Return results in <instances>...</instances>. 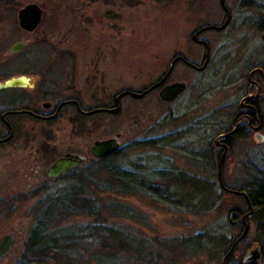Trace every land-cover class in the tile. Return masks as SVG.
<instances>
[{
	"label": "rangeland",
	"instance_id": "obj_1",
	"mask_svg": "<svg viewBox=\"0 0 264 264\" xmlns=\"http://www.w3.org/2000/svg\"><path fill=\"white\" fill-rule=\"evenodd\" d=\"M237 1L240 0L225 2L234 19L225 32L201 35L211 47L207 68L201 73L182 64L173 68L170 81L184 80L187 87L175 101L161 103L157 92H153L138 101L122 99L117 116L99 113L74 121L73 111L67 107L49 122L24 119L19 134L0 147V244H7L0 264H18L38 204L44 202L45 196L69 187L67 180L46 176L54 160L64 154L82 156L85 164L81 172L96 175L95 158L89 151L94 141L118 136L119 149L113 164L139 179L153 182L166 172H184L208 179L219 188L217 165L211 166L207 157L204 160L209 153L204 144L212 147L229 128L245 95L246 73L261 60V37L254 26L264 13V0ZM27 4H37L43 11L32 33L17 26V12ZM203 5L200 14L199 0H0V82L23 72L39 82L27 94L28 99L39 96L45 87L42 82L46 81L54 91L79 89L84 109L105 106L123 90L140 92L154 84L177 54L201 64L203 51L191 43V34L206 22L224 19L215 1ZM16 43L23 47L12 54L9 50ZM262 114L264 118V105ZM259 125L260 131L250 135L247 156L240 158L239 153L235 160L225 158L226 153L221 177L224 183L248 179L241 176L245 173L242 163H264V124L258 122V130ZM99 180L96 190L101 192L105 178ZM146 184L155 189V194L130 196L110 189L91 192L101 208L118 203L132 210L131 219L112 218L108 210L103 216L107 225L129 233L137 242L143 241V252L172 246L177 240L204 232L223 233L230 240L241 235L240 220L247 211L231 218L239 221L234 225L229 223L222 204L207 215H192L172 201L164 202L163 189L156 182ZM225 200L227 205L243 208L230 196ZM249 219L245 221L246 240L243 249L235 252L237 257H244L255 246V227ZM86 221L74 219L63 227ZM164 250L158 264H222L225 258L174 253L168 262L171 254L167 247ZM121 264L147 263L128 258ZM258 264H264V259Z\"/></svg>",
	"mask_w": 264,
	"mask_h": 264
},
{
	"label": "trees",
	"instance_id": "obj_2",
	"mask_svg": "<svg viewBox=\"0 0 264 264\" xmlns=\"http://www.w3.org/2000/svg\"><path fill=\"white\" fill-rule=\"evenodd\" d=\"M156 1L160 2L163 0ZM144 89L140 92L144 91ZM111 103L105 106H97L99 105L97 104L91 109H85V111L108 108L112 106L110 105ZM95 115L98 114H93L92 116ZM83 119L85 117L75 114L74 121ZM259 119L264 124L262 111ZM176 136L178 137L179 135L176 134ZM244 136L246 135L235 134V140L241 141L243 147L239 149V152L229 151L225 158L231 157L236 160L235 155L239 153H242L240 158L247 156V145L252 142V138ZM226 137L224 138V143L228 145L231 140ZM213 148H215L214 145L211 147L209 143L204 144V149L209 153L204 155L203 158L205 160L207 157L210 164L212 163L211 166L214 163L218 165L220 157L219 154L213 155ZM116 155L117 153L107 158L94 159L96 175L82 173L81 167L75 169L63 178L68 181L69 187L63 188L58 194L55 193L44 197V202L38 204L34 213L33 223L27 239L22 245V253L18 258V264H90L91 262L96 264H121L122 261L128 258L147 264H158L164 257V248L166 247L171 254L166 259L168 262L172 260V254L174 253L189 257L212 254L213 256H218L219 260L221 256L225 257L224 255L232 248L230 255L224 258V264H243V257L235 255V252L242 247L246 240V237L238 240L240 235L230 240L223 233L204 232L201 235L177 240L172 246L143 252V241L139 240L137 242L129 233L107 225L105 222L106 218L103 216L105 211L107 212L108 210V214L112 218L123 217L131 219L132 210L118 203L109 204L107 207L101 208L99 202L94 199L92 194L95 191L103 193L109 189V191L114 193L130 196L155 194V189L146 184L148 182L151 184L156 182L159 188L163 189L161 199L164 202L172 201V203L176 204V207L183 208L192 215H207L218 205L222 204L221 206L225 209V212H235L238 217L248 211L247 204H250L253 208V213L249 220L255 227L252 243L259 248L260 260L264 259V163L258 166L252 159L253 163L250 166L242 163L241 167L245 169V173H242L241 176L248 179L240 183H224L222 180L223 186L227 190L244 192L246 195L244 198L231 192L223 191L220 186L216 189L214 183L208 179H199L184 172L177 174L166 172L153 182L143 177L140 180L134 173L122 169L117 164H113ZM100 178H105L103 183L105 188L101 192L96 190ZM228 196L233 201L241 202L243 208H240L238 204L227 205L225 197ZM74 219H81L83 222L87 221L85 224H72L70 227H63L64 224ZM62 227L63 229L61 230ZM6 250L7 244H0V256L5 254ZM240 252L242 253V250ZM240 258L242 259L240 260ZM259 262L250 264H258Z\"/></svg>",
	"mask_w": 264,
	"mask_h": 264
},
{
	"label": "flooded vegetation",
	"instance_id": "obj_3",
	"mask_svg": "<svg viewBox=\"0 0 264 264\" xmlns=\"http://www.w3.org/2000/svg\"><path fill=\"white\" fill-rule=\"evenodd\" d=\"M211 1L212 0H199V12H200V14L202 13V11L204 9L203 4L211 2ZM214 1L218 5V10L224 16L223 21L206 22L205 25H202L197 30H195L191 34V38H190L191 43L193 45L199 47L200 50L203 51V55H201V64L196 65V64L188 61L185 56H182L180 54L175 55V57L179 56L183 59L184 62H187V63L195 66L196 68H198L205 62L206 49H205L204 45L201 43V42H205L208 45V49H209V59H208V62L206 64L205 68L199 72L196 69L191 68L190 66L186 65L183 61L177 62L175 64V66L177 64H182L184 67H186L190 71L201 73L209 65L210 60H211V47H210V44L208 43V41L201 39V35H203V33L209 32V31H212V32L218 33V34L223 33L234 23L232 13L230 12V10L228 9V7L225 4L226 0H223L225 9L222 7L220 0H213V2ZM230 1H231V3L235 2V0H230ZM240 1H237V4H239ZM261 5L264 6L262 3H261ZM227 12L229 14V21H228V25L226 26V28L224 30H222V31H214V30L205 31V32H203L197 36L198 42H194L192 40V35L194 33H196L197 31H199L201 28H204L207 26H216V27L222 26V24L227 19ZM254 27H255V30L260 33V37H261V46H260L261 50H259V56H260L261 60L256 67H253L251 70H249L246 73L245 80L247 82V87L245 88V91H244L245 95L241 98V100L238 103L239 109H237L236 113L233 115V118H232L230 125H229V128H228L229 130L220 134L217 138L218 140L216 139L214 141L215 148H213L212 150H213V153H215L216 155H218V154L221 155V153L223 151V148L221 145H226L227 153L229 151L230 152L231 151L232 152H235V151L239 152V149L243 147V144L241 143V141L238 142L235 140V138H234L235 134L238 133L241 135H246L244 137H250L251 134H256V132L254 131V128L258 124V122H260L259 116H260V113H261L263 105H264V13H263V15H261V17L258 19V21L255 22ZM172 71H173V69H172ZM172 71H171V73H172ZM171 73L167 77L163 86L172 84V83L177 82V81H181V80H177V81L171 82L170 81ZM164 74L159 79H157L155 81V83H157L164 76ZM37 76L40 77L38 74H37ZM18 77L27 78L29 80L30 86H25V87L21 86V87H16V88L0 89V147H5L7 144L10 143V141L13 139V137L15 135L19 134V131H21V129H22V122L24 121L25 118L29 119L35 123L49 122V121L56 119L58 116H60L61 113H63V111L67 107H70L72 109L74 118H75L76 113L82 117H85V118L91 116V115H86L85 113L89 112V111H85V109L82 108V106H81V105H85V104H84L83 99H82V95H81L82 92L79 89H77V90H74V89L63 90V88L62 89L60 88V90L54 91V90H52V87H48L51 85V83L44 81L42 83H45V87L42 89L39 96H37V97L35 96L34 98L30 97V99H28L27 94L33 92L36 89L37 84L39 82H37V80L30 79V75L23 73V72H22V75H19ZM6 79H8V78H6ZM6 79L2 80V82L5 81ZM154 84H152V85H154ZM151 86H149V87H151ZM149 87L144 89V91L147 90ZM161 87L150 91L145 96H148L153 92H157V94H158V91L160 90ZM125 98H127V97H125ZM161 103H164V102H161ZM164 104H168V103H164ZM34 105H35V107H33ZM76 105H78L81 112L78 111V108ZM110 105H113V102ZM54 114H55V117L50 118ZM258 131H260V125H259ZM227 134H228V136H227ZM225 137L227 139L231 140V143L228 142L229 143L228 145L224 143ZM216 143H217V145H215ZM249 206L252 207L250 204H249ZM249 206L247 204V210L248 211L250 210ZM252 213H253V211H252ZM234 217L236 218V215ZM237 224H239V221L237 222ZM241 226L243 227V224L240 222V227ZM246 264H250V263H246Z\"/></svg>",
	"mask_w": 264,
	"mask_h": 264
},
{
	"label": "water",
	"instance_id": "obj_4",
	"mask_svg": "<svg viewBox=\"0 0 264 264\" xmlns=\"http://www.w3.org/2000/svg\"><path fill=\"white\" fill-rule=\"evenodd\" d=\"M220 3L222 7H224L223 0H220ZM42 9L37 5V4H27L24 7H22L18 12L16 16L17 20V26L20 30L26 32V33H32L40 24L41 18H42ZM229 21V14L227 12V19L226 21L222 24L220 27L216 26H207L204 28H201L199 31L194 33L192 35V40L194 42H198L197 36L205 31L209 30H214V31H222L226 28L228 25ZM205 49V62L198 68L195 66L184 62L183 59L179 56L174 57L168 66V69L166 70L164 76L154 85L149 87L147 90L143 92H134L130 90H123L120 93H118L114 98H113V105L110 108H101V109H94L92 111L86 112V115H93V114H99V113H106L109 115H118L120 113V100L125 98V97H130L133 100H141L147 93L150 91L160 88L158 91L157 97L159 101L164 102V103H171L175 101L178 97H180L184 91L186 90V83L184 80L174 82L169 85L163 86L165 83L167 77L171 73L173 67L175 64L179 61H183L186 65L190 66L191 68L196 69L197 71H202L209 59V49L208 45L205 42H201ZM23 45L21 43H16L10 48V53L14 54L19 52L22 49ZM25 87V86H30L29 80L25 77H13L9 78L3 82H0V89L3 88H16V87ZM78 108V111H80V108L78 105H76ZM55 114L52 115L50 118H54ZM254 131H258V127L254 128ZM228 136V134H227ZM259 141H261V138H258ZM217 145V143L215 144ZM223 148V151L219 157L218 165H217V178L219 182V186L223 191L226 192H231L232 194L239 196V197H246L244 192H235V191H229L227 190L222 183V163L223 159L227 153V147L226 145H221ZM119 149V143H118V136H113L108 139H103V140H97L94 141L92 146L90 147L89 151L90 154L92 155L93 158L95 159H103L109 156H112L118 152ZM85 164V158L79 155H72V154H64L63 156L57 158L54 160V162L46 169L45 174L46 176L51 179V180H57V179H62L69 175L73 170L80 168ZM249 206V204H248ZM249 211L244 214L241 217L240 222L243 224V231L239 237L238 240H242L246 237L247 235V224H246V219L249 218L252 215V207L249 206ZM236 215L235 212H230L227 215V219L231 225H234L237 223L238 220L231 221V218ZM232 252V248L226 253L225 258L230 255ZM224 260L222 261V264H224ZM260 261V253H259V248L255 245L253 246L243 257L242 263H257Z\"/></svg>",
	"mask_w": 264,
	"mask_h": 264
}]
</instances>
